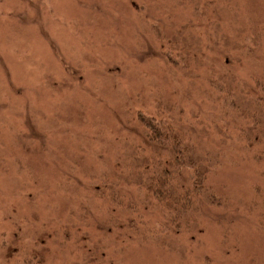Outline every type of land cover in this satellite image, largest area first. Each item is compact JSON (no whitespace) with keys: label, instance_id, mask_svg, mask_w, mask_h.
<instances>
[{"label":"rangeland","instance_id":"obj_1","mask_svg":"<svg viewBox=\"0 0 264 264\" xmlns=\"http://www.w3.org/2000/svg\"><path fill=\"white\" fill-rule=\"evenodd\" d=\"M178 31L193 43L172 42ZM171 53L184 68L165 64ZM207 72L214 83L192 78ZM222 79L240 89L219 105ZM259 81L264 0H0V264H256L264 228L248 204L255 183L264 184L257 173L264 160L254 163L238 143L252 127L238 121L237 108L248 112L233 104L234 96L249 102ZM160 98L178 103L167 116L212 162L205 183L221 199L201 201L205 218L174 236L175 252L136 238L169 225L160 219L164 205L145 206L144 190L132 184L136 163L124 162L126 183L106 177H118L128 149L169 171L167 149L144 136L136 117L138 109L156 111ZM261 113L263 139L264 105ZM172 171L180 182V167ZM112 194L123 207L109 220L96 200ZM69 223L77 226L72 234Z\"/></svg>","mask_w":264,"mask_h":264},{"label":"trees","instance_id":"obj_2","mask_svg":"<svg viewBox=\"0 0 264 264\" xmlns=\"http://www.w3.org/2000/svg\"><path fill=\"white\" fill-rule=\"evenodd\" d=\"M178 31V34L173 36L172 42H180V43H187L192 44L193 42L183 41L182 36ZM181 38V39H180ZM201 44H198L196 42L194 45L186 46L188 50L186 52H183V55L188 57L190 52L195 51L196 47H198ZM195 46V47H193ZM177 49V48H175ZM174 50V49H173ZM165 59V58H164ZM185 60H177L174 58L173 54L171 53L170 56L166 57V65L169 68H180L181 63H183V67H185L184 64ZM195 65H200L199 59H194ZM175 71H178V69H175ZM183 73V72H182ZM183 75V74H182ZM190 73L186 72L184 74V77L189 79ZM193 79L197 81V83L204 82L206 85L214 83L212 82V76L210 77V73H206L205 77H201L200 75L192 76ZM222 82L224 83V87H221L220 89L216 87V89H219L220 95L217 97V103L219 105H224L226 103V97L229 93L233 92L231 81L230 80H224L222 79ZM201 91L204 89L202 87ZM257 88L262 89V92L264 93V82L262 83L259 81L256 84V87L252 89V97L249 99V102H246L244 104H240L242 99L238 98L237 96H234V99L239 104H233V106H240L245 108L246 112L248 114L241 113V110L237 108V115H238V121H245L247 122L252 128H244L242 130L244 139H237L238 143H240L241 147L245 150H249L251 154L250 159L254 161V163L258 164L261 163L264 160V138L260 139L257 135L258 132H256V129H259L258 122L262 123V107L264 105V96L258 95ZM224 89H228L223 91ZM240 89V86L237 85L235 92ZM205 93V91H203ZM232 93V95H234ZM177 104L176 102H172L169 100H165L163 98H160L154 108L146 109L145 111H140L138 109L136 111V117H137V125L138 127H141V130L145 137H147L148 140H150L153 143H156L158 145H163L168 151V166H165L166 170L169 169L168 172H165L160 167L152 168L151 166L148 167L147 163H150L152 165V157L145 156L144 158H140V156L137 155V149L132 150L128 149V155L130 157H124L120 160V164L117 171H119L118 177H111L109 173L106 172V177L108 178H114V179H121L124 183H126L127 178H122L123 172L122 169L124 168L123 164L128 159L132 160V166L135 168L136 166L139 167L140 172L138 173L136 177V181L133 180L132 184H135V187H137L139 190H144V197H143V204L145 206H149L150 204H159L162 203L165 207V214H160V219L163 221H168L169 225L168 227L164 226L163 228H159V225H154L155 227H152L150 229H146L145 232L142 234L137 235V239L141 242L145 243H152L156 247L166 250L168 252H175L177 249V246H180V243L178 241H174V236H186L192 232V230L197 229L198 227L197 220L199 218H205V213H203V205L202 200L205 202V204L211 205V206H217L220 205L221 199L216 198L214 195L213 190L211 187L207 186L205 183L206 174L210 170L209 166H213L212 162L210 160H207L204 154L200 153L198 154V151L195 153L192 146L189 144V139L186 137L185 134L182 133L181 129L176 125V119L174 116H167L171 115L168 114L169 112L176 111L177 110ZM259 111V115H255L253 113H257ZM173 115V114H172ZM233 139V138H232ZM262 147V148H261ZM180 167V182L176 181L177 174H174L172 170L176 168V165ZM162 165V164H161ZM132 166L130 168L134 169ZM163 166V165H162ZM125 167H127V164H125ZM192 170V172L189 174L187 173V170ZM258 174H260L261 177H264V167L261 170L257 171ZM114 176H117L114 174ZM101 185V184H100ZM121 184L119 183L115 187H119ZM110 189V188H109ZM254 197L250 199L248 204V212H251V215L253 213L256 214V219L258 226L264 228V184H258L255 183L254 185ZM102 190V189H101ZM102 195V193L100 192ZM95 198V197H94ZM130 199H132V196H129ZM83 198L73 200V205L75 208L79 206V202L82 201ZM225 199V198H224ZM101 204V210L106 216H109V220L111 217H114L117 214L118 209H115L117 207L122 208L121 205L122 200H120L119 195L112 194L110 198L105 197H98L96 200ZM128 203V207L131 206L132 201L126 200ZM127 206V205H126ZM88 208V207H86ZM78 210V209H77ZM164 211V210H163ZM136 213V212H135ZM75 215L74 212L70 213L69 215ZM204 214V215H203ZM89 216L91 218V225L89 224L88 220ZM84 223H86V226L89 228L94 225L93 218L91 214L87 215V210L85 209V213L82 216ZM142 220H139L141 224L143 225L145 220L144 218H141ZM71 220V219H70ZM101 223V222H99ZM232 224H228V226H231ZM135 226V225H134ZM133 226V227H134ZM68 230L72 231L77 226L74 224H68L67 225ZM97 230V228H96ZM99 230H102V228H99ZM135 228H132V231L134 232ZM139 230V227L136 228V231ZM166 230L167 233L161 231ZM76 232H79L78 230ZM174 232V233H173ZM97 233V232H96ZM102 233V232H99ZM98 233V234H99ZM173 237V238H172ZM226 237L223 236V240H225ZM80 248V247H79ZM77 248V250L79 249ZM264 248V247H263ZM88 253L84 256L82 259L84 261L85 257H87ZM31 260V259H30ZM88 261L90 263H93V258H89ZM98 261H103L102 257L101 260L98 259ZM209 262V260H208ZM85 263V261H84ZM26 264H31V262L27 261ZM104 264V263H101ZM256 264H264V257L260 258L259 261Z\"/></svg>","mask_w":264,"mask_h":264}]
</instances>
